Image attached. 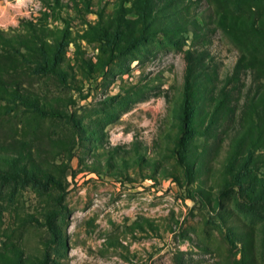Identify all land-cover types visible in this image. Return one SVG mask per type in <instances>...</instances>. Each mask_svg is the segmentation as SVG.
I'll list each match as a JSON object with an SVG mask.
<instances>
[{"label":"rangeland","instance_id":"374dc122","mask_svg":"<svg viewBox=\"0 0 264 264\" xmlns=\"http://www.w3.org/2000/svg\"><path fill=\"white\" fill-rule=\"evenodd\" d=\"M251 5L264 10V0ZM116 8L93 0L96 13L62 12L78 44L66 49L67 85L36 74L28 54L8 77L37 95L44 114L0 102V140L24 142L35 162L32 176L0 177V264H264V202L235 191L217 207L216 171L202 198L167 139L177 132L185 48L148 37L118 55L80 39ZM39 9L37 0H0V30ZM209 51L222 79L238 51L220 32Z\"/></svg>","mask_w":264,"mask_h":264},{"label":"trees","instance_id":"16d2710c","mask_svg":"<svg viewBox=\"0 0 264 264\" xmlns=\"http://www.w3.org/2000/svg\"><path fill=\"white\" fill-rule=\"evenodd\" d=\"M37 1L36 16L22 18L19 29L0 30V102L20 101L44 114L37 95L8 77L16 74L28 54L36 56V74L67 85L71 68L66 49L78 44L70 31L71 19L62 12L84 15L93 0ZM116 1L117 8L106 20L99 13L98 22L85 23L88 31L80 39L105 45L118 55L135 50L148 37H161L169 45L185 48L177 132L167 136L177 162L188 181L196 177L198 188L193 191L202 198H211L205 187L207 178L213 171L221 174L213 198L217 207L235 191L246 201L264 202V10L251 5L252 0ZM241 1L246 8L235 10ZM50 19L59 20L62 27L51 26ZM217 32L238 51L230 73L222 79L209 51L211 36ZM225 141L226 148L222 147ZM222 152V163L217 166ZM34 163L24 142L0 140V177L32 176Z\"/></svg>","mask_w":264,"mask_h":264}]
</instances>
